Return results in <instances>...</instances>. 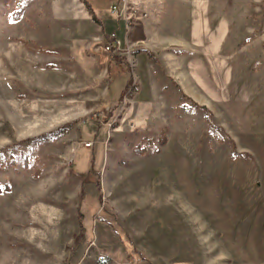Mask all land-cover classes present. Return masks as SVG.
<instances>
[{
	"label": "rangeland",
	"instance_id": "rangeland-1",
	"mask_svg": "<svg viewBox=\"0 0 264 264\" xmlns=\"http://www.w3.org/2000/svg\"><path fill=\"white\" fill-rule=\"evenodd\" d=\"M143 1L0 0V264H264V0Z\"/></svg>",
	"mask_w": 264,
	"mask_h": 264
},
{
	"label": "built area",
	"instance_id": "built-area-1",
	"mask_svg": "<svg viewBox=\"0 0 264 264\" xmlns=\"http://www.w3.org/2000/svg\"><path fill=\"white\" fill-rule=\"evenodd\" d=\"M140 3L141 0H119V2H115L111 6L110 13L115 16V18L118 20V23L124 21L126 24V29L129 31L134 28L136 21L140 19H146L148 17V15L144 12L141 14L140 18H138L137 15L139 14ZM109 38L112 40V42L105 47V51L108 53H113L114 55L120 54V41L116 40L115 34H112ZM130 66L132 68L131 64Z\"/></svg>",
	"mask_w": 264,
	"mask_h": 264
},
{
	"label": "trees",
	"instance_id": "trees-1",
	"mask_svg": "<svg viewBox=\"0 0 264 264\" xmlns=\"http://www.w3.org/2000/svg\"><path fill=\"white\" fill-rule=\"evenodd\" d=\"M114 58L117 59V61H116L117 63H122L123 65H125V67H126L129 71L132 72V68H131L130 64L128 63V61L126 60V58L121 57L120 54H115V55H114ZM130 84H132V83H129V85H127V87L125 88L126 92H125L123 95L127 96V92H128L129 86H131ZM207 113L209 114V111H208V110H207ZM212 130L215 131L216 128L212 126ZM231 142H232V141H231ZM239 156H240V155H239Z\"/></svg>",
	"mask_w": 264,
	"mask_h": 264
},
{
	"label": "crops",
	"instance_id": "crops-1",
	"mask_svg": "<svg viewBox=\"0 0 264 264\" xmlns=\"http://www.w3.org/2000/svg\"><path fill=\"white\" fill-rule=\"evenodd\" d=\"M147 0H144L143 1V7L145 8V9H147L148 8V4H147V2H146ZM148 10V9H147ZM146 25V24H145ZM140 31V28L138 27V28H136L135 29V33H134V39H135V41H137V42H141L142 40V38H140V37H142L143 35H138V32ZM140 38V39H139ZM145 38H146V36H145ZM139 39V40H138ZM142 54H145V53H139L138 55H137V58H139ZM122 57V56H121ZM113 60L114 61H117V59L116 58H114V56H113Z\"/></svg>",
	"mask_w": 264,
	"mask_h": 264
}]
</instances>
